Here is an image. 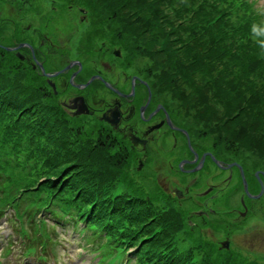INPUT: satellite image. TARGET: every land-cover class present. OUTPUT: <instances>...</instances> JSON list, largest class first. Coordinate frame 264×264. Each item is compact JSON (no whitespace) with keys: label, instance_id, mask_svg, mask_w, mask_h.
Returning a JSON list of instances; mask_svg holds the SVG:
<instances>
[{"label":"trees","instance_id":"16d2710c","mask_svg":"<svg viewBox=\"0 0 264 264\" xmlns=\"http://www.w3.org/2000/svg\"><path fill=\"white\" fill-rule=\"evenodd\" d=\"M61 1L85 9L94 37L123 47L130 67L145 61L139 72L151 88L225 158L264 170V13L257 0ZM16 62L0 47V207L12 204L34 222L46 206L43 217L75 215L105 244L135 247V264H264L217 250L177 204L154 208L145 192L129 193L133 183L126 192L129 149L104 128L83 130ZM119 181L125 193L113 199ZM159 226V235L138 244ZM188 230L196 233L184 249L179 234Z\"/></svg>","mask_w":264,"mask_h":264},{"label":"flooded vegetation","instance_id":"af4514ba","mask_svg":"<svg viewBox=\"0 0 264 264\" xmlns=\"http://www.w3.org/2000/svg\"><path fill=\"white\" fill-rule=\"evenodd\" d=\"M20 2L12 3L13 9L16 5L23 7L21 12H16L19 21L14 22V30L7 34L0 27V47L12 49L7 51L39 77L44 88L57 98L68 114L74 116L80 109L85 111L84 115L74 117L87 118L93 125L116 135L139 166L149 165L150 155L161 159L160 170L168 177L159 183L168 193L172 189L174 201L190 202L195 209L192 212L201 217L216 214L210 207L220 196L225 197L224 203L239 191L238 207L228 209L225 214L244 222L253 218L254 210L264 214V171L251 172L245 164L231 157L226 159L220 146L217 149L213 142H206L192 131L186 123L187 118L177 114L163 93L151 88L144 74L132 72L128 60L121 58V51H111L107 47L110 42L105 38L86 39L81 46L71 42L61 45L49 37V31L38 27L41 19L32 20L26 16L25 6L32 0ZM68 8L72 10L73 5ZM78 9L84 14L81 21H87V11ZM24 21H29L27 26H23ZM235 163L244 170L249 194L256 197L263 191L259 198L246 193L241 169L234 166ZM203 176L207 177L205 183ZM235 180L233 190H228ZM237 227L232 225L227 232L230 242L227 250L231 249ZM223 245L226 248V244Z\"/></svg>","mask_w":264,"mask_h":264},{"label":"rangeland","instance_id":"374dc122","mask_svg":"<svg viewBox=\"0 0 264 264\" xmlns=\"http://www.w3.org/2000/svg\"><path fill=\"white\" fill-rule=\"evenodd\" d=\"M11 1V3H10ZM21 3L20 0H0V27H3V31H7L6 33L9 34L11 31L14 30L13 24L14 22L19 21L18 14L16 12H21V5H16L15 9L12 7V3L15 4ZM16 3V4H17ZM256 7L264 13V0H257L256 1ZM80 7L75 6L72 10H69L68 5H66L61 0H32V3L25 6V14L29 18L31 17L32 20L41 19V24L38 27H41L42 30L49 31V37H52L55 42L60 43L61 45L67 42H71L73 45L74 43L77 44V46H81L82 44H85V40H91L92 38H95L93 34L96 33L95 31V22L91 18V16L87 13V21L83 22L81 19H83L84 14H82L79 9ZM52 19V20H50ZM9 22L10 24H7ZM33 22V21H32ZM29 21H24L23 26H27ZM45 33H42V38L44 37ZM93 35L92 38L89 36ZM109 41V39H106ZM110 42V41H109ZM107 45V43H106ZM108 48H111V51L113 49H117L121 51V58L122 56H126V51L123 47L119 45H111L108 43ZM113 58V57H112ZM119 61V60H118ZM120 62V61H119ZM17 63V62H16ZM18 65H20L24 71H28L26 66L22 63L18 62ZM145 61L138 62L135 64V66H131L132 72H137L142 69H145ZM26 69V70H25ZM77 123L81 124L82 126H86V128H83V130H88L89 125L83 121H77ZM186 123L190 126L191 130L194 131L195 129L190 125L189 122L186 121ZM151 159V163L147 165L146 167H142L140 170H138V162L137 160L131 161L129 168L127 169L126 174L122 177L126 181V192L129 183H133V191H129L130 194H136L137 192H145L144 197L147 196V191L154 190V187H160L159 181L162 184V181L164 179H167L168 175L163 170H160L162 160L158 158H154L150 155L149 157ZM227 159V158H226ZM150 166V167H149ZM248 167V165H246ZM248 169H250L248 167ZM264 171L263 169H259ZM156 173V175L154 174ZM195 172V171H194ZM153 174V176H152ZM197 174L196 176H198ZM225 176V175H224ZM193 178V176H191ZM207 177L203 176L204 183L207 180ZM239 181V180H238ZM236 184V180L233 184L229 187L228 190H233V185ZM163 188V187H162ZM172 189H170V193H167L172 195L171 192ZM226 191V189L224 190ZM223 191V192H224ZM123 192L125 193V186L123 189ZM151 193V192H149ZM158 193V194H157ZM241 191H239L236 195L234 193L233 197H228L223 203L224 196L221 198L219 197V201L216 203L213 202V207H210V209H215L216 214L211 213L208 216H203L201 218H194L192 217L193 223L191 225H194L193 230L198 231V233H202L208 237V239L213 242L214 247H218V249L221 250V242H225L228 239L227 232L230 230V227L232 225H235V227L238 226V230L234 231V236L231 239V249L234 252H240L244 255V257H248L250 260H253L255 257L262 258L261 260L264 262V214L260 211H253V218H249L244 222L243 219H234L229 217V215L225 214L227 210L231 208H236L239 205V199H240ZM163 190L159 189L158 192L152 193L149 196L148 204H151L154 208H162L167 203L164 201ZM169 201H171L169 199ZM177 203L178 207H180L184 211H191L192 210V204L188 201H178ZM188 202V203H187ZM216 205V206H215ZM194 209V208H193ZM195 210V209H194ZM200 209H197L199 211ZM9 219L14 216L13 211L10 209ZM231 222H228V221ZM238 220V221H237ZM8 219L2 220L0 223V228L3 229L1 231L4 232H11L9 228H7V222ZM244 222V223H242ZM219 224L222 228V232L219 231ZM4 225V226H3ZM6 225V226H5ZM81 227V225H80ZM60 229V228H59ZM182 232V231H181ZM188 233V234H187ZM196 232H193V235L188 230L187 232H182L179 235L182 238V246L185 248H188L189 242H187L188 238H194ZM74 233L69 230L66 235H62L61 239L64 238L65 240L69 241L72 247L66 248L68 245L62 243L65 248L60 247L59 253L61 258L63 259V264H81L84 262V264H90L93 257L98 256V253H90L88 256H86L84 259L83 257H80L83 253V248L88 249H94V245L99 246L98 242H94V245H88L86 240H76ZM187 239V240H186ZM207 239V240H208ZM100 240V239H99ZM177 240V239H176ZM175 240V241H176ZM189 241V240H188ZM96 246V247H97ZM216 247V249H217ZM217 249V250H218ZM226 250V251H230ZM102 252H105L102 250ZM79 261V262H78ZM99 260H96L98 262ZM95 262V263H96ZM133 264V262L131 261Z\"/></svg>","mask_w":264,"mask_h":264},{"label":"water","instance_id":"95a60500","mask_svg":"<svg viewBox=\"0 0 264 264\" xmlns=\"http://www.w3.org/2000/svg\"><path fill=\"white\" fill-rule=\"evenodd\" d=\"M84 112H85V111H83L82 109H80V110L78 111L79 114H82V113H84ZM231 166H233V165H231ZM234 166H238V167L241 169V174H242V177H243V180H244V188H245L246 193H247L250 197H252V198H259V197L262 195V193H263L264 190L262 191V193H260V195H258V196H256V197L250 195V194H249V190H248V183H247V181H246V179H245V175H244L243 168H242L239 164H237V163H235ZM228 247H229V243L226 242V248H228Z\"/></svg>","mask_w":264,"mask_h":264}]
</instances>
